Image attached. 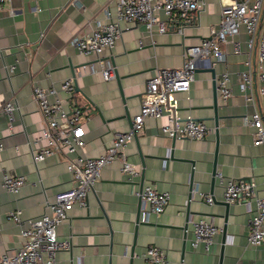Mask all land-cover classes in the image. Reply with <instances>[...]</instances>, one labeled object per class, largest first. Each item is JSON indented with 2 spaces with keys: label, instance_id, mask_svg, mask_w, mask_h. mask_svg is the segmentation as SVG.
Wrapping results in <instances>:
<instances>
[{
  "label": "crops",
  "instance_id": "crops-1",
  "mask_svg": "<svg viewBox=\"0 0 264 264\" xmlns=\"http://www.w3.org/2000/svg\"><path fill=\"white\" fill-rule=\"evenodd\" d=\"M116 3L0 0V105L11 97L17 104L12 130L7 129L6 117H0V256L12 255L20 247V229L26 226L25 222L9 220L8 211L21 209L22 220L38 217L48 211L47 203L56 193L72 186L63 153L33 161L36 146L32 149L30 142L44 125L32 100L33 87H53L55 93L48 98H60L66 109L75 103L82 107L89 115L83 121V154L98 156L117 132L130 127L147 80L156 69L179 67L184 48L198 44L209 27L220 21V0H203L182 34L173 19L166 21L162 33L155 27L148 30L141 24L120 21V36L111 51L101 55L113 65L118 80L113 74V79L106 81L96 56L79 53L70 40L114 18ZM158 14L165 19L162 11ZM259 30L264 34V14ZM233 42L239 43L238 53L233 52ZM220 46L226 59L198 60L190 89L174 94L169 105L175 109L177 121L189 117L202 120L210 126V133L203 139L172 140L160 131L166 114L172 112L170 107L159 119L146 117L143 129L123 147L128 160L140 168L139 177L128 180L119 170V160L101 170L86 207L74 206L56 228L57 237L70 242L68 249L56 252L57 264H144L143 253L149 245L164 249L170 264H264V239L259 246L247 241L250 213L241 202L225 206L223 185L214 174L250 179L264 196V147L253 142V128L244 122L256 105L241 95L236 75L247 56V35L241 29ZM221 73L228 74L232 90L226 102L216 89ZM68 78L91 106L80 92L75 93L76 100L70 99L72 93L62 88ZM259 101L264 116V97ZM4 173L25 176L18 193H9L1 186ZM148 184L168 191L169 201L161 213H149L145 220L139 216L140 223H136L142 206L137 191ZM201 193L212 195L213 203H206ZM198 219L219 227L208 251L201 244L191 245V222Z\"/></svg>",
  "mask_w": 264,
  "mask_h": 264
},
{
  "label": "built area",
  "instance_id": "built-area-1",
  "mask_svg": "<svg viewBox=\"0 0 264 264\" xmlns=\"http://www.w3.org/2000/svg\"><path fill=\"white\" fill-rule=\"evenodd\" d=\"M30 1L37 3L39 0ZM201 4L203 0H117L114 18L105 23H97L89 33L75 34L70 42L79 53L95 55L103 78L110 81L114 77V67L101 55L111 51L115 39L120 36V21L141 24L148 30L155 27L162 33L166 30V21L173 19L177 23L178 33L182 34L185 23L190 22L194 13L199 12ZM220 4V21L217 26H210L208 34L198 44L184 48L179 67L156 69L155 74L147 80L146 91L131 126L117 132L104 152L98 156L83 154V121L89 115L75 105L66 109L58 97L50 100L48 96L55 93L53 87L47 90L33 87L32 100L44 123L30 142L32 149L33 145L38 148L35 147L32 151L33 161L38 163L53 153H63L66 156L67 170L72 174V186L56 193L54 200L47 203L48 211L38 217L22 220L21 209L8 211L9 220L15 223L25 222L26 226L20 229V247L12 255L3 253L0 264H57L56 252L70 246L69 239H59L56 233L57 226L68 217L69 210L74 206L86 207L88 194L99 180L101 170L114 160L120 161L119 170L128 180L133 181L139 177L140 168L128 160L123 147L143 129L146 117L161 118L165 114L166 104L170 105L172 96L190 89L198 60L224 61L226 53L220 44H226L228 38L238 34L241 29L247 35V56L243 60V68L236 73L238 88L246 100L256 105L244 122L253 128V142L264 147V116L259 101L264 97V34L259 30L264 14V0H220ZM159 11L164 13L165 19L159 16ZM239 51V43L233 42V52ZM9 69L12 70L13 66ZM94 70L95 67L91 69ZM228 81L227 73H221L216 80V89L223 102L232 95ZM62 88L72 93L73 79H66ZM16 110L17 104L13 97L0 105V117H6L8 130L13 129ZM166 118L160 131L170 138L203 139L211 131L210 126L202 120L189 117L177 121L172 112L167 113ZM2 149L3 143L0 142V151ZM215 176L223 185V200L228 203L241 202L250 213L247 241L251 246H259L264 239V196L258 194L255 182L250 179L225 178L217 172ZM25 182L24 175L4 173L1 186L9 193H18ZM137 195L142 203L141 220H145L149 213H161L169 201L168 191H159L151 184L141 187ZM201 198L208 204L214 201L210 194L201 193ZM191 224L192 247L201 244L203 250L208 251L219 227L205 219L193 220ZM143 259L144 264H170L166 251L157 245L147 246Z\"/></svg>",
  "mask_w": 264,
  "mask_h": 264
},
{
  "label": "water",
  "instance_id": "water-1",
  "mask_svg": "<svg viewBox=\"0 0 264 264\" xmlns=\"http://www.w3.org/2000/svg\"><path fill=\"white\" fill-rule=\"evenodd\" d=\"M114 75H115V77L117 78V72L114 70ZM117 80H118V78H117ZM81 93L82 95H83V97L87 100V102H89V105L88 106H91L92 105V102L81 92V90L80 89H78V88H74V90H73V92H72V94H71V98L70 99H74V100H76V98H75V93ZM122 96V95H121ZM123 97V96H122ZM123 101H124V99H123ZM76 102V101H75ZM75 106H78L79 107V105H77V103H75ZM166 106L167 107H170V109L172 110V113H174V108L172 107V106H169L168 104H166ZM80 108H82V107H80ZM96 108V107H95ZM213 109H214V121H215V126H217V114H216V99L214 98V103H213ZM174 115V114H173ZM125 116L128 118V111H127V108H125ZM130 126H131V121H130ZM136 136V135H135ZM134 136V137H135ZM176 137H172L171 139L172 140H174ZM214 174H216V171H214ZM224 204H225V206L227 207V205L229 204L228 202H224ZM140 211V210H139ZM139 216H140V212H138V215H137V217H136V223H140L139 222ZM131 249L133 250V247H131Z\"/></svg>",
  "mask_w": 264,
  "mask_h": 264
}]
</instances>
